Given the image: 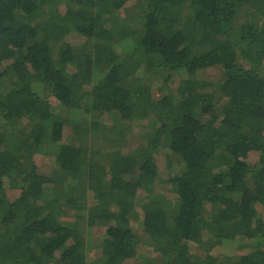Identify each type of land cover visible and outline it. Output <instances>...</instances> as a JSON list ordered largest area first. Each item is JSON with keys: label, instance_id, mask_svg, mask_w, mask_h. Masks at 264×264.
Wrapping results in <instances>:
<instances>
[{"label": "trees", "instance_id": "trees-1", "mask_svg": "<svg viewBox=\"0 0 264 264\" xmlns=\"http://www.w3.org/2000/svg\"><path fill=\"white\" fill-rule=\"evenodd\" d=\"M133 262L264 264V0H0V264Z\"/></svg>", "mask_w": 264, "mask_h": 264}, {"label": "rangeland", "instance_id": "rangeland-1", "mask_svg": "<svg viewBox=\"0 0 264 264\" xmlns=\"http://www.w3.org/2000/svg\"><path fill=\"white\" fill-rule=\"evenodd\" d=\"M204 77H206V78H208V79H210L208 76H206V75H203ZM211 77L215 80L216 78H218V76L214 73V72H212L211 73ZM134 135H133V137H132V139H130L128 142H127V144L126 145H131L132 147L133 146H135L136 145V143H138L139 142V138L137 137V133H136V130H134ZM255 159V156L253 155V156H251L250 157V161L252 162L253 160ZM35 160H36V163H37V165H38V167L41 169V170H46V166L48 165V162H47V160H40V157H37V158H35ZM159 162L161 163V165H164V161L163 160H159ZM173 170V169H172ZM167 169L165 168V167H162L161 169H160V177L162 176L163 178H164V176H166L167 175ZM172 174V173H171ZM17 195V192H12V191H10L9 192V197H11V196H14V195ZM99 236V234L97 235V234H95L94 236L92 235L91 237H90V241L92 242V243H94L95 244V238L96 237H98ZM100 237V236H99ZM98 237V238H99ZM145 249H146V247H144V251H145ZM147 250V249H146ZM141 253H144V254H146L145 252H141ZM129 264H131V263H129ZM132 264H135V262H133Z\"/></svg>", "mask_w": 264, "mask_h": 264}]
</instances>
